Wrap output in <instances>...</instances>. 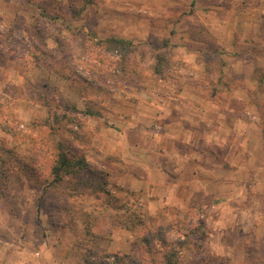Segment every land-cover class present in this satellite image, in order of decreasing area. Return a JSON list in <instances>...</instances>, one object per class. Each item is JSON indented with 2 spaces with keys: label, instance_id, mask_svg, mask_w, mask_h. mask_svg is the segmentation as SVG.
I'll use <instances>...</instances> for the list:
<instances>
[{
  "label": "rangeland",
  "instance_id": "374dc122",
  "mask_svg": "<svg viewBox=\"0 0 264 264\" xmlns=\"http://www.w3.org/2000/svg\"><path fill=\"white\" fill-rule=\"evenodd\" d=\"M198 1L0 0V264H264V3ZM170 147L216 208L160 203Z\"/></svg>",
  "mask_w": 264,
  "mask_h": 264
},
{
  "label": "crops",
  "instance_id": "0c3cea01",
  "mask_svg": "<svg viewBox=\"0 0 264 264\" xmlns=\"http://www.w3.org/2000/svg\"><path fill=\"white\" fill-rule=\"evenodd\" d=\"M198 3L213 2H210V0H199ZM254 3H264V0H256ZM261 68L264 69V65ZM224 83L225 82H223L222 85ZM261 85L262 88H264V82H262ZM167 126L168 135L171 136L179 134L181 137L179 139L180 143H184V141H186L185 137L189 132L193 134L194 131H197L192 129L193 127H187L180 123L179 117L171 118V120L169 119ZM248 132L249 131L247 130V134ZM173 140L175 147L176 144L179 145L178 141L175 139ZM168 159L172 160L169 161L171 164L168 163V167H170L171 171H166L162 167L161 163H154L150 166V172L154 173V176L150 175L152 180L148 181L156 187L159 186V199L161 204L167 205L168 207L175 206L177 208H181L182 210H186L192 202L197 201L196 204L198 205V209L201 207L210 208V205L208 204V201L205 200V197H208V199L211 197V200L213 201L211 202V208H216L217 204L215 201L224 200V196H227L226 193L222 192L221 187L218 186L221 185L220 181L215 184L214 177L212 181H208L204 175L202 176L199 174L203 169L206 170V166H204L200 157L196 155V153L188 155L185 153L180 155L178 153V149L171 148V151L168 153ZM211 174H213V172ZM211 184L214 185L215 188H212Z\"/></svg>",
  "mask_w": 264,
  "mask_h": 264
},
{
  "label": "trees",
  "instance_id": "16d2710c",
  "mask_svg": "<svg viewBox=\"0 0 264 264\" xmlns=\"http://www.w3.org/2000/svg\"><path fill=\"white\" fill-rule=\"evenodd\" d=\"M100 42L106 43L110 48H115V47L127 48L131 45V41L123 39V38H116V37L103 39V40H100ZM72 161L73 160L69 159L68 156H66L65 154L61 155V157L59 159V163L56 164L54 169H53L54 174H56V178H61L60 176H63L62 172H65L64 174H69V173L73 172ZM82 161L83 160L76 161L75 164L76 165H82V164H84V161L83 162ZM144 240H146V239H144ZM148 244H150V243H148ZM118 259L125 260V257L124 258L119 257ZM163 264H179V263L177 260L176 261L174 260V257L170 253L169 255H165Z\"/></svg>",
  "mask_w": 264,
  "mask_h": 264
}]
</instances>
